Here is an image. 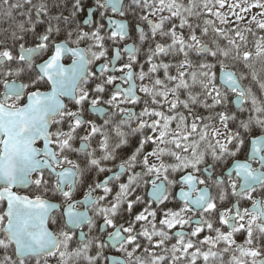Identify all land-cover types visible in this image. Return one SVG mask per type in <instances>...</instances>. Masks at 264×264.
Wrapping results in <instances>:
<instances>
[{"label": "snow or ice", "instance_id": "snow-or-ice-1", "mask_svg": "<svg viewBox=\"0 0 264 264\" xmlns=\"http://www.w3.org/2000/svg\"><path fill=\"white\" fill-rule=\"evenodd\" d=\"M0 4V264H264V0Z\"/></svg>", "mask_w": 264, "mask_h": 264}, {"label": "flooded vegetation", "instance_id": "flooded-vegetation-1", "mask_svg": "<svg viewBox=\"0 0 264 264\" xmlns=\"http://www.w3.org/2000/svg\"><path fill=\"white\" fill-rule=\"evenodd\" d=\"M3 7H4V6H3L2 4H0V9H2ZM80 46H81V47H87V42H83ZM106 47L109 48V57H111V55H112V51H111V45H110V43H106ZM145 47H146V45H145ZM125 59H126V58H125ZM141 59H143V56H141ZM122 62H124V61H122ZM65 63H70V61H69V60H66ZM96 63H97V65H98L99 63H101V61H97ZM93 70H95V65L93 66ZM109 131H110V130H109ZM111 135H112V139H113V142H114L115 139H116V138H115V135H114V133H111ZM97 139H99V137H97ZM94 146H95V143H94ZM73 158H75V157H73ZM112 163H119V160H117V161H115V162H109V166H111ZM137 170H139V169H137ZM105 175H106V174H105ZM82 195H83V191H81V192L78 194L77 198H81ZM169 206H172V205H169ZM243 206H245V207H250L251 204H250V202H245ZM118 222H119V221H118ZM85 231H87V229H85ZM239 239H242V237H238V240H239ZM70 246H71L72 248L77 247V243H76V240H75V239L73 240V242L71 243ZM225 258L227 259V257H225ZM53 264H55V261H53ZM82 264H83V262H82Z\"/></svg>", "mask_w": 264, "mask_h": 264}, {"label": "trees", "instance_id": "trees-1", "mask_svg": "<svg viewBox=\"0 0 264 264\" xmlns=\"http://www.w3.org/2000/svg\"><path fill=\"white\" fill-rule=\"evenodd\" d=\"M256 67H257V69L259 70V68H260V65H259V64H257V65H256ZM253 88H254V90H255V91H257V94L259 95V90H258V87H257L256 85H253ZM241 158H243V157H241Z\"/></svg>", "mask_w": 264, "mask_h": 264}]
</instances>
